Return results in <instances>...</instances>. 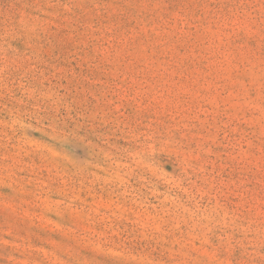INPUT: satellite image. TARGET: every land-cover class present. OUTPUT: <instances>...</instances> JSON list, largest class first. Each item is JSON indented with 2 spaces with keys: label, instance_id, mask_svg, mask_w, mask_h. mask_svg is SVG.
Returning a JSON list of instances; mask_svg holds the SVG:
<instances>
[{
  "label": "rangeland",
  "instance_id": "1",
  "mask_svg": "<svg viewBox=\"0 0 264 264\" xmlns=\"http://www.w3.org/2000/svg\"><path fill=\"white\" fill-rule=\"evenodd\" d=\"M0 264H264V0H0Z\"/></svg>",
  "mask_w": 264,
  "mask_h": 264
}]
</instances>
